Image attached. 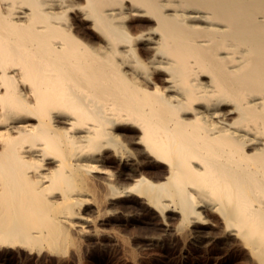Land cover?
<instances>
[{
    "label": "bare ground",
    "instance_id": "bare-ground-1",
    "mask_svg": "<svg viewBox=\"0 0 264 264\" xmlns=\"http://www.w3.org/2000/svg\"><path fill=\"white\" fill-rule=\"evenodd\" d=\"M124 195L264 264V0H0V256Z\"/></svg>",
    "mask_w": 264,
    "mask_h": 264
},
{
    "label": "rangeland",
    "instance_id": "rangeland-1",
    "mask_svg": "<svg viewBox=\"0 0 264 264\" xmlns=\"http://www.w3.org/2000/svg\"><path fill=\"white\" fill-rule=\"evenodd\" d=\"M84 213L96 214L92 206ZM102 213L96 223L84 224L82 232L75 233L77 250L70 246L60 256L46 249H10L0 256V264H241L236 253L217 241L213 224H200L203 238L184 247L174 229L175 217L165 220L131 195L115 198Z\"/></svg>",
    "mask_w": 264,
    "mask_h": 264
}]
</instances>
